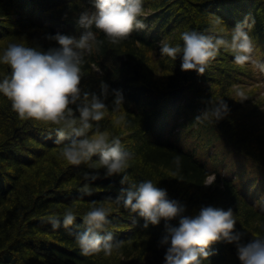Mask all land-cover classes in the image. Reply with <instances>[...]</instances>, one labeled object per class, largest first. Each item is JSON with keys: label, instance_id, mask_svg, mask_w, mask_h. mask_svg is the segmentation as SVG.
<instances>
[{"label": "trees", "instance_id": "obj_1", "mask_svg": "<svg viewBox=\"0 0 264 264\" xmlns=\"http://www.w3.org/2000/svg\"><path fill=\"white\" fill-rule=\"evenodd\" d=\"M85 10H95L92 0H0V51L11 42L56 46L48 34L57 31L79 37L87 31L77 24ZM139 18L144 27L118 42L91 26L93 48L83 57L81 87L100 93L101 81H107L122 89L125 99L117 105L109 89L105 115L92 122L89 134L99 128L119 136L131 153L125 170L130 179L167 187L170 196L187 204L186 214L195 215L204 204L232 207L244 242L264 236V94L259 93L264 73L259 64H238L231 49L221 46L201 74L181 69L182 53L173 58L160 52L162 42L182 46L181 33L193 29L230 40L233 27L249 18L254 20L245 26L252 56L264 62V0H143ZM10 71L0 63V78ZM238 90L247 98L238 100ZM222 99L231 111L217 121L210 109ZM55 127L20 118L0 93V264H162L164 220L143 227V218L116 199L119 175L104 177L103 168L101 178L91 182L92 193H81L83 172L95 169L60 155L63 145L55 142V133L49 135ZM221 150L250 163L254 176L242 174V179L210 164L208 158L217 161ZM211 174L216 180L205 185ZM258 191L262 195L254 200ZM93 202L111 209L107 230L120 241L111 255L84 254L75 239ZM67 208L76 213L75 222L54 228L48 217L62 218ZM211 249L218 251L203 264H242L234 242L215 241Z\"/></svg>", "mask_w": 264, "mask_h": 264}, {"label": "clouds", "instance_id": "obj_2", "mask_svg": "<svg viewBox=\"0 0 264 264\" xmlns=\"http://www.w3.org/2000/svg\"><path fill=\"white\" fill-rule=\"evenodd\" d=\"M92 3L95 10H85L77 18V24L87 29L79 37L57 31L48 34L49 39L58 42L56 46L43 49L11 42L0 51V63L8 64L11 69L8 75L0 78V93L11 100L12 108L20 118L57 125L50 129L49 135L55 133V142L63 145L60 155L68 163H87L90 169H95L83 172L86 182L80 186L81 193H92L91 182L101 178L99 169L103 168L104 177L119 175L121 188L116 199L125 209L143 218V227L164 220L166 232L161 243L167 245V250L162 264H203L204 259L218 251L210 250L215 241L234 242L242 264H264V236L244 242L245 234L236 228L237 218L232 207L204 204L195 215L186 214L187 204L179 197L170 196L167 187L152 179L139 182L130 179L125 170L129 167L131 153L122 146L119 136H110L99 128L89 134L92 122L100 121L105 115V97L109 89L115 94L117 105L125 99L123 90L113 88L107 81H101L100 93L81 87L83 57L93 48L91 26L103 30L113 42L127 37L134 28L144 27L139 18L143 0H92ZM252 23L254 20L249 18L238 22L230 40L195 29L183 31L182 46L162 42L160 52L173 58L182 53L181 69H194L202 74L207 62L224 46L231 49L238 64L252 62L264 71V62L256 61L252 56L254 44L245 27L250 28ZM237 95L241 101L247 98L243 90H238ZM230 111L229 103L222 99L214 103L210 114L218 121ZM175 160L179 166L180 157ZM215 180V174L208 175L205 185H211ZM110 212V208L93 202L83 214V229L73 230L84 254L103 251L111 255L120 246L114 233L107 230ZM76 218L72 208L65 209L62 218L48 217L54 228H59L61 223L68 228ZM176 218L178 224L172 223Z\"/></svg>", "mask_w": 264, "mask_h": 264}, {"label": "rangeland", "instance_id": "obj_3", "mask_svg": "<svg viewBox=\"0 0 264 264\" xmlns=\"http://www.w3.org/2000/svg\"><path fill=\"white\" fill-rule=\"evenodd\" d=\"M250 88H248L247 90H249ZM245 90V91H247ZM259 93L260 95L263 96L264 94V85L261 86L259 88ZM261 97V96H260ZM260 98L258 97L257 100H259ZM218 148H221V145L218 146ZM203 153V151H202ZM218 160L215 161L214 159H210L208 158V161L210 164H213V165H218L219 167H224V170L228 173V174H231V175H239L240 178H242V174L245 175V177H249L247 175H250L249 178L253 177L254 176V168L253 166L246 162V161H242V159L240 157H238L235 152H228V153H225V151L221 150V152L218 151ZM244 179V178H242ZM251 186L248 187V189H250ZM257 195H262L261 192H257V193H253L252 196H253V199L255 200L257 198Z\"/></svg>", "mask_w": 264, "mask_h": 264}, {"label": "bare ground", "instance_id": "obj_4", "mask_svg": "<svg viewBox=\"0 0 264 264\" xmlns=\"http://www.w3.org/2000/svg\"><path fill=\"white\" fill-rule=\"evenodd\" d=\"M254 52V51H253ZM253 54V53H252ZM261 73H264V71H262Z\"/></svg>", "mask_w": 264, "mask_h": 264}]
</instances>
